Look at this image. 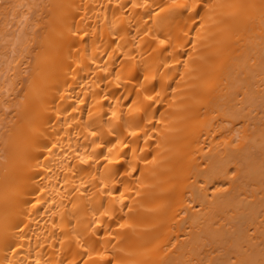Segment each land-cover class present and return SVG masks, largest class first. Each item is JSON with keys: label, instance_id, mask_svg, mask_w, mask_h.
<instances>
[{"label": "bare ground", "instance_id": "bare-ground-1", "mask_svg": "<svg viewBox=\"0 0 264 264\" xmlns=\"http://www.w3.org/2000/svg\"><path fill=\"white\" fill-rule=\"evenodd\" d=\"M0 264H264V0H0Z\"/></svg>", "mask_w": 264, "mask_h": 264}]
</instances>
